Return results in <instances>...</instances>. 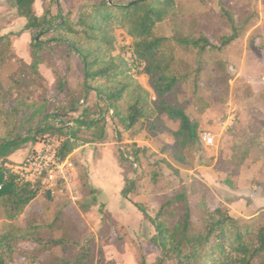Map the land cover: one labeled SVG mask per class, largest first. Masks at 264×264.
I'll use <instances>...</instances> for the list:
<instances>
[{
	"label": "trees",
	"instance_id": "trees-1",
	"mask_svg": "<svg viewBox=\"0 0 264 264\" xmlns=\"http://www.w3.org/2000/svg\"><path fill=\"white\" fill-rule=\"evenodd\" d=\"M62 1L48 0L43 14L37 15L35 0H14L17 15L25 19L24 30L32 35L30 63L17 56L10 34H0V217L10 223L21 218L25 208L38 197V191L30 185L4 180V163L11 160L9 156L46 133L77 141L82 127L90 129L99 121L105 123L102 117L92 119L90 108L75 120H65L68 113L75 111L73 105L67 109L64 104L54 106L51 96L37 98L35 93L43 89L45 79L41 65L47 64L57 75L55 89L59 95L67 90L68 77L59 71L58 62L63 60L70 68L73 59L78 60L85 94L94 92L111 107L112 120L121 127L120 138L128 137L125 141L131 153L125 156L121 151V164L138 163L140 154L147 150L136 139L138 134L141 129L159 126L172 135L171 157L178 161L187 151L197 152L200 144L204 145L200 124L178 99L181 89L194 83L195 91L201 86H209L214 94L222 87L227 91L232 74L225 58L202 60L194 68L186 59L177 57V48L193 45L203 52L215 50L222 54L259 19L258 11L239 17L235 11L222 8L232 32L222 34L221 44L215 45L202 28L196 27L187 36L178 33L185 28L176 22L181 17L178 0H66L65 7ZM172 18L176 30L171 36L162 35L159 25ZM122 35L131 39L134 63L141 67L146 83L133 71L134 63L127 58L124 47L119 49ZM15 60H19V66L10 75V84L5 85L2 69ZM194 99L200 100L198 91ZM67 122L72 124L67 126ZM101 127L104 130V125ZM249 130L235 138L232 150L248 152L256 148L264 155V128L254 124ZM75 148L76 143L67 139L62 156ZM77 184L83 194L79 208L88 212L96 201L97 190L79 172ZM256 186L264 190V182ZM137 188L138 179L126 176L121 193L127 197ZM209 193V185L194 177L161 195L159 205L135 203L155 227L152 242L162 253L156 264L166 260L175 264H264V213L244 221L233 215L224 202L211 203ZM192 197H196L194 201ZM47 199L56 203L55 217L49 224L30 225L26 231L17 227L0 231V264H116L98 254L93 235L83 237L76 228L66 213L69 200Z\"/></svg>",
	"mask_w": 264,
	"mask_h": 264
},
{
	"label": "rangeland",
	"instance_id": "rangeland-1",
	"mask_svg": "<svg viewBox=\"0 0 264 264\" xmlns=\"http://www.w3.org/2000/svg\"><path fill=\"white\" fill-rule=\"evenodd\" d=\"M68 1L63 0L62 6L65 7ZM116 1L125 2L128 0ZM76 4L77 7L79 3ZM73 5L75 4L73 3ZM177 7L181 17L176 22H181L185 26L178 31L180 35L187 36L188 33L193 34L196 27L197 29L202 28V32L210 38L213 44L220 45L221 35L232 32L228 15L223 14L221 9L229 12L235 11L239 17H247L257 13L259 0H178ZM258 16L261 19L260 14ZM256 21L233 44L239 46L236 49H231L230 52L235 50L232 53L233 58H230L228 51L231 46L222 54L215 50L203 52L193 45L177 48V57L186 59L194 68L198 67L202 60L225 58L229 62L228 68L232 74L227 91L222 87L219 93L214 94V90L209 86H201L199 90L195 91L194 83L184 90L181 89L179 101L198 121L199 130L210 131L215 136V142L211 146L200 144L201 147L197 152L187 151V154L178 161L171 157L172 135L159 126L154 130L141 129L138 134L136 139L147 146V150L140 154L138 163L134 162V165L131 166L129 161H125L121 164L118 160L121 151L126 150L127 153H131L129 143L125 141L128 137L121 139V127L111 117H104L108 114V107L102 99L94 92L91 96L85 94L78 60L73 59L70 68L63 60L58 62L59 71L68 77L67 90L59 95L55 89L58 83L57 75L51 68H48L47 64L41 65L40 70L45 79L43 80V89L35 93L37 98L44 95L51 96L54 98L52 101L54 106L64 104L67 109L73 105L75 111L68 113L65 120H75L82 115L85 108L92 110V119L102 117L105 120V123L99 121L97 126L90 129L82 127L79 139L77 141L74 139L79 150L73 155V160L80 177L86 179L97 190L95 192L96 201L88 212H83L79 208V202L83 200V194L80 192V199L77 203H69L66 206L67 215L75 222L76 228L82 236L93 235L95 237L97 252L105 257V261L112 260L111 258L126 244L136 241L139 263H158L162 253L152 242V237L156 233L155 227L136 206L133 207V204L159 205L162 199L161 195L173 191L180 184L190 181L194 177L210 185L208 199L211 203L220 200L225 203L233 215L244 221L249 219L243 216L247 211V204L241 201L240 197L232 199L239 204H232L230 199L235 193H238L237 196L242 195V198L250 194L260 199L261 196L252 191L260 190L259 192L262 194L264 192L261 186H256L258 182H264L263 153L256 148H252L248 152L244 149L232 150L233 142L240 133L243 135L250 127L252 128V125L264 122V62L259 61L253 52L245 54L247 51L245 49L254 50L256 48L257 50L254 51L257 52L264 49V21L259 29L249 33L251 27L257 23ZM174 27L175 29H173ZM176 28L177 25L172 18L159 25V32L162 35L171 36ZM243 40L246 46L241 43ZM126 44L130 46L131 39L127 36H120L119 49L124 47L127 52ZM23 46L24 44L20 45L22 48ZM26 63H30V60H27ZM18 66L19 60L4 65L2 81L5 85L10 84V75ZM144 78L142 81L146 83L145 74ZM197 91L200 96L198 101L194 99ZM102 125H104V130ZM174 126L176 127L177 123ZM32 144L31 142L22 146L12 156L13 160H21ZM129 159L133 160V157L131 156ZM118 167L121 168L120 173ZM126 176L137 178L138 188L124 197L121 191L125 185ZM226 179L233 180L236 186L230 188L225 182ZM216 184L218 185L216 186ZM195 198L192 197V200L194 201ZM1 211L0 205V214ZM55 211L56 203L48 201L45 195L39 196L30 202L21 218L15 223H10L0 217V231L6 227H17L26 231L31 226L49 224L55 217ZM260 213H264V210H257L254 211V214L248 215L252 217ZM137 214L143 216L141 221L137 219ZM119 220H125L126 225L121 224ZM134 232L138 233L137 236L131 235ZM57 252L60 253V251ZM11 264L30 263L14 262ZM163 264L175 263L173 260H166Z\"/></svg>",
	"mask_w": 264,
	"mask_h": 264
},
{
	"label": "built area",
	"instance_id": "built-area-1",
	"mask_svg": "<svg viewBox=\"0 0 264 264\" xmlns=\"http://www.w3.org/2000/svg\"><path fill=\"white\" fill-rule=\"evenodd\" d=\"M129 44V43H128ZM127 46V58L134 63V57L130 46ZM125 47V44H123ZM133 71L139 78H143L141 67L133 64ZM114 111L108 107V114L104 117L112 118ZM60 122V120H58ZM67 122L66 125H71ZM201 140L205 146H211L215 142V136L207 130L201 132ZM74 142V138H67L57 134L46 133L31 145L29 151L21 160H10L4 163L6 168L4 180L30 185L38 191L39 196H50L55 199H67L76 204L80 199V191L77 184V167L73 160L74 150L62 156L61 151L65 141ZM124 155L127 156L126 150ZM2 185H0V189Z\"/></svg>",
	"mask_w": 264,
	"mask_h": 264
},
{
	"label": "crops",
	"instance_id": "crops-1",
	"mask_svg": "<svg viewBox=\"0 0 264 264\" xmlns=\"http://www.w3.org/2000/svg\"><path fill=\"white\" fill-rule=\"evenodd\" d=\"M47 1L48 0H35L34 7H35V11H36L37 15H42L43 14L44 5H45V2H47ZM263 7H264V0H259L258 12L260 14L261 19L256 21L257 23H255L251 27L249 33H251L255 29H259L261 27V25L263 24V21H264ZM54 10H56V7H54ZM24 25H25V19L23 17H20V16L17 15V11H16V6H15L14 0H0V34H10L11 40H12V43H13V48H14L17 56L19 58H22L24 61H27V60L29 61V60H31L30 42L32 40V35H31V33L29 31L24 30ZM259 39L262 40L263 38H259ZM241 43H243V45H245L244 44V40ZM19 44L20 45L24 44L23 48L20 47ZM237 45H239V44H237ZM236 47H239V46H234L233 45V46L229 47L228 51H229V54H230L229 55L230 58H233L232 57V53H233V51H235V50H233L232 52H230L231 49H234V48L236 49ZM245 50H247V51H245L246 52L245 54H247L249 52H253L257 56L259 61H261V62L263 61L264 62V49H261L258 52L254 51V50H257L256 48H254V50H248V49H245ZM40 67H42V66H40ZM143 78H141V79L143 80ZM92 93H90V96H91ZM258 124L260 125V127L264 128V122H259ZM248 132H250L249 129L247 130L246 133H248ZM239 136H242V133H240ZM78 150H79V148L76 147L74 149V154ZM14 154L9 156V159L13 160L14 158L12 156ZM119 168L120 167H118V169ZM120 171H121V168L119 169V173H120ZM225 182L230 188L231 187L233 188V187L236 186L234 184L233 180L229 181L228 179H226ZM217 185L218 184H216V186ZM250 187H252V184H250ZM259 191L255 190V191H252V192L253 193L256 192L257 194H259V196H261L260 199H264V192L262 194ZM237 194L238 193L233 194V197L230 200L232 201V204H239V203H236L235 200H232V199L240 197L241 201H243L245 204H247V206H246L247 207L246 208L247 211L245 212V215H243L246 218H250V215H248V214L252 215V214H254V211L256 212L257 210H261V209L264 210V200H260L257 197L252 196L250 194L246 195L243 198H242V195L237 196ZM237 202H239V201H237ZM133 207H135L134 204H133ZM136 216H137V219H139V221H141L143 219V216L140 215V214H137ZM119 221L121 222V224L126 225L125 222H124L125 220H119ZM137 234L138 233L134 232V234H131V235L137 236ZM126 237H127V235H126ZM127 239H129V238L127 237ZM138 253H139V251H138V243L135 241V242H132L130 244L129 243L126 244L111 259L114 260L116 264H140L139 261H138V255H137Z\"/></svg>",
	"mask_w": 264,
	"mask_h": 264
}]
</instances>
